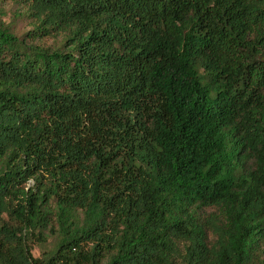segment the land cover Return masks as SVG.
I'll use <instances>...</instances> for the list:
<instances>
[{"label":"trees","instance_id":"16d2710c","mask_svg":"<svg viewBox=\"0 0 264 264\" xmlns=\"http://www.w3.org/2000/svg\"><path fill=\"white\" fill-rule=\"evenodd\" d=\"M13 3L0 264H264V0Z\"/></svg>","mask_w":264,"mask_h":264},{"label":"rangeland","instance_id":"374dc122","mask_svg":"<svg viewBox=\"0 0 264 264\" xmlns=\"http://www.w3.org/2000/svg\"><path fill=\"white\" fill-rule=\"evenodd\" d=\"M0 5H1V8L4 10V11H8L11 13V10H13V0H0ZM4 20H7V17H4L3 18ZM25 25H27V23L23 20H15L14 22V30L16 32H22L24 29H27L28 27H25ZM206 210V209H205ZM210 211V210H209ZM33 254L37 255L38 254V251L35 249L33 251ZM13 264H22V263H13Z\"/></svg>","mask_w":264,"mask_h":264}]
</instances>
